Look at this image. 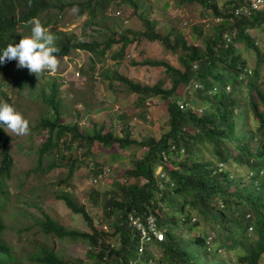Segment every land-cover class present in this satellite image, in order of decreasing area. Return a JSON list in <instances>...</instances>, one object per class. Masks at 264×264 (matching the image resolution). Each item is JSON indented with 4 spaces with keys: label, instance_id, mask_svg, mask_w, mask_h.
<instances>
[{
    "label": "trees",
    "instance_id": "obj_1",
    "mask_svg": "<svg viewBox=\"0 0 264 264\" xmlns=\"http://www.w3.org/2000/svg\"><path fill=\"white\" fill-rule=\"evenodd\" d=\"M116 1L130 6L132 12L136 10L132 0H79L75 3L76 14H86L83 35L85 29L97 24V16L109 3ZM57 2L59 0H0V54L9 43H19L30 31L27 21L38 18L52 7L60 9L65 5ZM175 2L178 5L196 3L211 12L213 26L210 33L203 36L198 32L202 37L201 44L186 42L173 28L160 34L154 29L155 22L141 14L138 15L142 30L106 29L99 39L89 36L87 40H78L74 35L56 31L58 56L71 50H83L91 58L100 59L116 45L110 58L118 63L126 46L142 37L150 42L157 41L165 51L176 55L177 66L154 59L138 62L162 67L169 80L166 88L162 87L161 81L152 85L133 82L115 68L101 74L109 88L114 89L113 82H117L124 86L122 91L134 94L136 105L149 97L164 101L167 130L157 138L149 136L139 140L130 137L125 122L115 133L104 130L101 124H94L89 133L61 121V104L55 98L59 84L49 79L48 93L41 92V95L52 109L51 116L41 117L34 124V128L44 130L45 135L34 149L32 171L46 174L57 166L64 169L62 177L54 182L64 189L53 191V196L70 213L78 215L88 230L67 228L43 212L35 224L46 237L66 238L84 243L86 248L81 258H68L57 255L54 246L33 242V249L22 257L25 261L32 264H219L223 261L217 251L223 248L236 251L232 264H258L264 252V91L259 88L257 75L264 53L249 31L264 28V8L241 15L234 14V10L245 5L246 0H224L221 7L214 0ZM41 23L46 27L51 20L47 18ZM18 27L23 28L22 32L16 31ZM239 46L256 57L257 63L253 67H248V60ZM13 62L0 65V70ZM191 82L200 87H191L192 98H189L187 87L193 84ZM237 115L239 129L234 126ZM120 119H123L122 115L116 117L117 121ZM3 127L5 125L0 124V196L6 201L10 197L6 182L11 177L13 160L8 148L10 137ZM66 134L68 139L64 140ZM74 140L85 155H93L98 148L113 144L118 148L135 145L144 149L124 172L130 178L127 184L114 180L111 189L101 191L92 187L87 192L86 201L101 210L95 222L84 204L66 191L72 187L70 180L81 159L63 154L61 147L70 149L68 143ZM203 149L209 158L205 159ZM53 150L55 157L49 158L41 167L43 156ZM230 165H233L232 170L228 169ZM158 166L161 169L155 174ZM237 168L246 170L237 172ZM103 169L96 162L87 169L91 185L107 174L108 171L105 173ZM24 213L26 216L28 212ZM128 213L139 214L141 218L152 215L156 227L162 230L161 240L153 237L148 244H143L141 252H137L138 233L128 226ZM198 221L207 225L209 234L202 231L186 239L175 233L180 228L193 233L191 229L198 227ZM27 229L29 226L19 230ZM248 230L252 234L251 240L247 236ZM114 236L116 239L110 243ZM152 248L156 249L157 256ZM21 261L11 254V248L0 237V264H21Z\"/></svg>",
    "mask_w": 264,
    "mask_h": 264
},
{
    "label": "rangeland",
    "instance_id": "obj_2",
    "mask_svg": "<svg viewBox=\"0 0 264 264\" xmlns=\"http://www.w3.org/2000/svg\"><path fill=\"white\" fill-rule=\"evenodd\" d=\"M77 1L79 0H59L57 4L63 2L65 5L60 9L50 8L45 13L40 14L38 19L43 22L50 18L51 24L47 25L46 28L56 37V31H60L67 35H74L78 40H87L89 36L95 39L101 38L102 33L107 31L106 29L142 30L138 15L141 14L142 17L155 22L154 29L158 33L165 34L172 30L170 28H173V31L182 34L186 42L198 45L202 41L198 32L204 36L210 33L213 26L211 12L196 3L178 5L175 0H132L136 4V10L132 12L130 6L116 1L109 3L105 11L97 16V24L85 29V35H83L82 25L86 19V14L81 16L76 14L75 3ZM214 1L218 7H221L224 2V0ZM214 21L216 20L214 19ZM22 29L18 27L16 31L22 32ZM249 33L256 40L261 52L264 53V28L250 30ZM26 35H30V31L24 34V36ZM115 49L116 45H112L100 59L91 58L89 53L83 50H71L64 56H58L60 66L55 74L46 72L47 75L38 76V78L27 76L24 69H17L16 61L4 70H0V102L11 104L29 121L30 128L28 135L17 136L8 132L6 126L3 127L10 137L8 148L13 160L11 177L6 182L10 197L5 201V213H11L13 220L9 222L8 219H4L8 224L4 228L6 230L1 235V240L11 248V254L16 259L19 257L22 260L21 264H32L22 257L33 249V242L47 247L54 246L57 255L68 258H81L86 248L84 243L70 241L66 238L46 237L41 234L35 224V220L40 218L41 212H43L56 218L67 228L88 230L78 215L70 213L62 202L53 196V191H63L64 189L63 186L54 184L56 179L62 177L64 169L57 166L46 174H42L40 171H32L35 166L34 149L44 139L45 135V131L35 129L34 124L41 117L51 116L52 109L44 103L41 95V92L48 93L49 79L56 80L59 84L55 98L61 104L59 108L61 121L76 125L80 132L87 131L90 133L94 124H101L105 129L111 126L115 133V130H119L118 124L125 122L128 124L130 137L139 140L149 136L157 138L167 130V114L162 99L149 97L142 104L136 105L134 94L122 91L124 86L117 82H113L115 84L114 89L109 88L107 86L108 81L101 74L104 70L110 71L111 68H115L119 74L133 82L152 85L161 81L162 87L166 88L169 85V80L165 77L162 67L138 64V62L143 59L163 60L176 67V55L165 51L157 41L150 42L142 37L132 40L126 46L123 51V58L118 63H114L110 58V54ZM239 49L242 50V55L247 58L248 67H253L257 63L253 53L243 50L241 46ZM92 62L94 63L93 68L90 69ZM131 62L136 63L131 64ZM75 72L78 76L74 74ZM257 80L259 88L264 91V58L259 62ZM191 83L193 84L187 87L189 98H192L190 95L192 93L191 87L195 82ZM118 115H122L123 119L117 123L116 117ZM234 126L235 129L240 127L238 115L234 117ZM64 137V140L68 139V134ZM68 145H70V149L66 150L61 147V152L71 154L81 161L71 177L70 185L72 187L66 191L71 193L77 202L84 204L85 209L95 222L101 210L100 207L92 206L86 201L87 192L92 187L101 191L111 189V183L114 180L121 184H127L130 178L124 172L130 168L135 158L141 156L144 149L142 148V150L135 145L118 148L113 144L110 147L98 148L93 155H85L81 153L82 148L77 146L76 140L70 141ZM203 152L205 159L209 158L206 150ZM53 157H55V150L44 155L41 167H44L49 158ZM95 162L101 167L108 168V172L97 183L91 185L87 169L92 167ZM228 169L232 170L233 165H230ZM237 170V172H241V170L246 169L237 168ZM24 212H28L26 216ZM12 222L14 225H11ZM198 222V227L191 229L193 233L185 231V228H180L175 233L186 239H191L202 231L209 234L210 230L207 225ZM25 226H29V229L19 230ZM247 232V236L251 240L252 234L249 233V230ZM114 237L110 243H113L117 236ZM208 246L211 247L212 244L208 243ZM151 250L157 256L156 249L152 248ZM217 254L223 261L219 264L235 262L236 251L220 248ZM258 264H264V252L260 255Z\"/></svg>",
    "mask_w": 264,
    "mask_h": 264
},
{
    "label": "clouds",
    "instance_id": "obj_3",
    "mask_svg": "<svg viewBox=\"0 0 264 264\" xmlns=\"http://www.w3.org/2000/svg\"><path fill=\"white\" fill-rule=\"evenodd\" d=\"M27 24L30 26V35L23 36L19 43H9L0 54V65L16 61L17 69H24V73L29 77L45 76L47 75L44 74L45 72L55 74L60 66L57 55L59 48L55 44L56 36L44 27L38 18L33 17L27 21ZM0 124L5 125L8 132L17 136H26L30 131L29 121L7 102H0ZM120 125L118 124V127ZM126 125L128 126V124ZM103 129L113 132L112 127L108 129L103 127ZM5 206L6 203L0 196V223L2 227L0 237L8 224L4 219H8L9 222L13 220L11 213H5ZM11 225H14L13 222Z\"/></svg>",
    "mask_w": 264,
    "mask_h": 264
},
{
    "label": "built area",
    "instance_id": "obj_4",
    "mask_svg": "<svg viewBox=\"0 0 264 264\" xmlns=\"http://www.w3.org/2000/svg\"><path fill=\"white\" fill-rule=\"evenodd\" d=\"M246 1L247 3L245 5H241L240 7L234 10V14L249 15L251 10H256L261 7L263 8L264 6V0H246ZM215 20L217 21L216 18ZM44 74L47 73L45 72ZM74 74L77 75L76 72ZM193 87L199 88L200 85L195 83ZM178 107L182 108L181 104H178ZM160 169L161 168L159 166L156 167L155 174H159ZM103 171L106 173L108 171V168H104ZM127 224L129 227H132L138 233L137 252H141L143 249V244L145 243L148 244L151 238L154 237L155 239L159 240L162 236V232L160 233L161 230L156 227L154 219L150 214L146 215L144 218H141L139 214L128 213Z\"/></svg>",
    "mask_w": 264,
    "mask_h": 264
},
{
    "label": "crops",
    "instance_id": "obj_5",
    "mask_svg": "<svg viewBox=\"0 0 264 264\" xmlns=\"http://www.w3.org/2000/svg\"><path fill=\"white\" fill-rule=\"evenodd\" d=\"M118 123V121H116Z\"/></svg>",
    "mask_w": 264,
    "mask_h": 264
}]
</instances>
